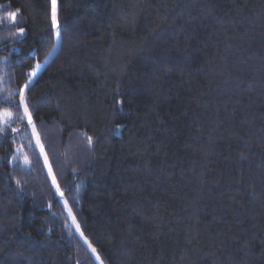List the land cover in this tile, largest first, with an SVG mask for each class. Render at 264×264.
I'll return each instance as SVG.
<instances>
[{
  "label": "trees",
  "instance_id": "obj_1",
  "mask_svg": "<svg viewBox=\"0 0 264 264\" xmlns=\"http://www.w3.org/2000/svg\"><path fill=\"white\" fill-rule=\"evenodd\" d=\"M56 12L0 0V264H264V0Z\"/></svg>",
  "mask_w": 264,
  "mask_h": 264
},
{
  "label": "snow or ice",
  "instance_id": "obj_2",
  "mask_svg": "<svg viewBox=\"0 0 264 264\" xmlns=\"http://www.w3.org/2000/svg\"><path fill=\"white\" fill-rule=\"evenodd\" d=\"M17 14H18V10H17V12H8L7 13V18L12 23H15ZM52 22H53V26L58 28L57 12H56V0H52ZM23 33H24V29L20 28L19 29V35H23ZM56 37H57V39H59V37H60V32L58 30L56 32ZM36 67L39 68L40 65H37ZM32 75H35V71H33ZM28 87H29V84H25L24 85L25 89H27ZM20 97H21L20 103L23 104L24 116L28 119V122L31 123V115H30V113L28 111V105H27V102H26V98H25V96H24L22 91L20 92ZM11 115L12 114L10 112L4 111V112L0 113V120H3L4 122H7V119L10 118ZM0 130H2V129H0ZM33 130H34V126H33ZM87 139H88L89 143L91 144L92 138L88 137ZM37 143H39V136L38 135H37ZM17 183H19V182H17ZM89 246L91 247V245H89ZM92 252L95 253L96 249L92 248ZM97 258L99 259V257H97ZM101 264H102V262H101Z\"/></svg>",
  "mask_w": 264,
  "mask_h": 264
}]
</instances>
